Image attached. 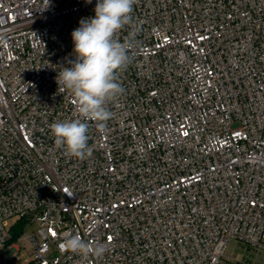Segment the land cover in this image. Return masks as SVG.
I'll use <instances>...</instances> for the list:
<instances>
[{"label": "built area", "instance_id": "built-area-1", "mask_svg": "<svg viewBox=\"0 0 264 264\" xmlns=\"http://www.w3.org/2000/svg\"><path fill=\"white\" fill-rule=\"evenodd\" d=\"M96 2L0 0V264L22 251L26 264L264 255V0H137L125 94L104 129L89 121L79 160L50 125L76 118L56 77ZM20 219L37 237L14 236ZM66 234L109 250L62 252Z\"/></svg>", "mask_w": 264, "mask_h": 264}, {"label": "clouds", "instance_id": "clouds-1", "mask_svg": "<svg viewBox=\"0 0 264 264\" xmlns=\"http://www.w3.org/2000/svg\"><path fill=\"white\" fill-rule=\"evenodd\" d=\"M92 3V0H85ZM137 0H97L94 17L82 18L71 33L74 60L61 67L56 77L61 91L72 96L76 118L53 122L50 130L57 148L69 158L84 160L91 155L89 121L100 129L113 118L110 108L125 94L120 77L133 63L131 50L136 47L139 30L132 13ZM130 27L128 37L121 42L120 33ZM62 252L83 258L102 257L109 245L88 242L79 234H66L58 245Z\"/></svg>", "mask_w": 264, "mask_h": 264}, {"label": "rangeland", "instance_id": "rangeland-1", "mask_svg": "<svg viewBox=\"0 0 264 264\" xmlns=\"http://www.w3.org/2000/svg\"><path fill=\"white\" fill-rule=\"evenodd\" d=\"M24 233L28 234L29 236H36L37 237V224L36 223H31L28 226L25 227ZM238 253V250L234 252V255L236 256ZM246 254L248 256L245 258V260H241V264H264V255L260 254L258 256L255 255L252 251H247ZM263 255V256H262ZM22 259L20 261L16 259H11V264H26V258L27 255L24 254V252H21Z\"/></svg>", "mask_w": 264, "mask_h": 264}, {"label": "trees", "instance_id": "trees-1", "mask_svg": "<svg viewBox=\"0 0 264 264\" xmlns=\"http://www.w3.org/2000/svg\"><path fill=\"white\" fill-rule=\"evenodd\" d=\"M25 220L20 219L17 224L13 227L14 236L20 235L24 230Z\"/></svg>", "mask_w": 264, "mask_h": 264}]
</instances>
